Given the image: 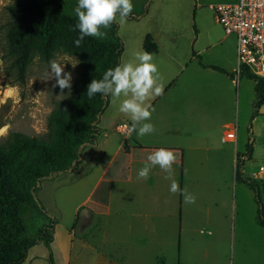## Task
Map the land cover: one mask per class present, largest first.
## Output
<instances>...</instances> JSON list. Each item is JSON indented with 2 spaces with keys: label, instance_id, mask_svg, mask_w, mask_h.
<instances>
[{
  "label": "crops",
  "instance_id": "1",
  "mask_svg": "<svg viewBox=\"0 0 264 264\" xmlns=\"http://www.w3.org/2000/svg\"><path fill=\"white\" fill-rule=\"evenodd\" d=\"M199 1L194 0L192 13L184 15V20L179 18L181 16L161 14L158 30L145 31L139 38L138 49H130L128 56V43L123 41L120 63L134 60L147 35L156 45L155 62L165 84L164 93L150 101L154 108L151 122L156 130L139 137L135 133L129 136L127 130L119 129L121 124L130 125L131 117L119 112L124 97L117 99L109 95L108 107L99 122L102 133L97 145L83 149L76 170L57 177L81 168L83 187L96 175L81 205L75 209L72 224L66 228L59 223L55 225L50 246H55L58 231L66 236L65 259L61 264H71L77 233L86 246L92 226L97 231V242L111 238L113 254H108L107 260L127 261L129 264H198L199 260L187 252L188 246L195 248L194 240L182 237L186 220L182 210L183 197L169 192L171 180L159 166L152 169L147 179H138L137 172L153 150L166 147L176 153L172 179L177 180L183 189L189 187L187 181L197 178L195 165L204 166L208 161H211V169H216L212 176H208L214 187L222 178H228L230 183L232 176L235 180L237 135L234 143L226 142L224 132L235 126L232 89L242 77L234 53L224 46L226 40L222 27L212 16L209 19L203 16ZM211 6H207L210 12ZM148 19L151 20L150 12L146 9L138 20L145 22ZM203 194V198L212 196L208 192ZM195 196L198 199L200 195ZM192 213L196 214L195 207ZM53 251L55 255L59 253L56 246ZM27 258L28 264H50L43 251L29 254Z\"/></svg>",
  "mask_w": 264,
  "mask_h": 264
},
{
  "label": "rangeland",
  "instance_id": "2",
  "mask_svg": "<svg viewBox=\"0 0 264 264\" xmlns=\"http://www.w3.org/2000/svg\"><path fill=\"white\" fill-rule=\"evenodd\" d=\"M231 1L235 2L236 0H200L199 2L203 6L201 9L203 16L208 19L212 16L214 19V12L211 11V13L207 6L232 3ZM13 2L14 0H0V143L6 140L10 132H19L26 136L45 139L48 133L47 118L49 114L59 101L69 96L81 73V63L77 58L57 53L49 62L35 57L27 68L25 81L22 84L14 80L15 77L12 73L8 75L5 70L6 63L2 58L5 48L4 32L9 20L7 7ZM76 2L77 0H65L64 14L76 18L73 12ZM193 2L194 0H133L134 7L131 14L137 18L130 19L132 21L126 20L124 23H120L118 20L115 22L118 37L122 42L128 43L126 56L131 54L130 49L133 50L136 47L138 49L139 38L145 31L158 30V17L161 14L181 16L179 18L184 20V15L192 13ZM146 9L150 12L151 20L139 22V16ZM102 30L107 32L106 37L96 39L111 41L108 29ZM224 46L235 55L232 47L227 43ZM54 60L65 64L64 71L72 75L71 88L64 89L63 92L58 86L54 87V79L45 80L44 78L46 69ZM254 102V82L242 77L238 85L232 89V112L233 122L237 127L236 151L242 153L248 139L253 146L251 159H243L244 173L248 177L251 171L258 170L259 166L264 167L262 136L264 114L258 111L254 115ZM199 159L201 158L199 157ZM210 163L211 161H208L204 166L195 165L197 178L187 181L189 187H186V190H190L193 195H197V193L200 195L198 199L196 198V202L187 204L182 199V210L186 215L182 237L194 240V244H196L195 248L188 246V255L192 258L196 257L199 260L198 264H264V229L259 227L255 221L257 206L253 193L244 184L236 182L233 176L231 183L228 178H222L216 184L217 187H214L208 176H212L216 169L212 170ZM81 171L82 169L79 168L72 174L56 178L52 183L44 181L42 189H38L39 191L36 193V197L40 198L43 207L54 217L55 222L65 228L72 224L77 212L75 209L81 205L95 180L96 175L92 176L82 187ZM255 181L260 186V198L264 206V173ZM204 192H208L212 196L203 198ZM193 207H195L196 214L192 213ZM188 211L193 215L187 214ZM78 212L80 216L82 210L80 209ZM21 220L25 229L23 236L27 238H32L37 230L47 223L44 216L31 208L22 211ZM88 233L90 235L85 243L86 246H83L81 236L77 233L71 251V264H129L127 261L107 260L106 256L110 253L113 254L114 247L111 238L104 242L105 240L101 239L99 235L101 241L97 242L95 239L97 231L93 226ZM65 240L64 233L58 231L55 246L59 252L56 255L60 261L53 251L54 245L50 246V249H45L42 244H37L38 246H35L33 250L28 251L27 256L43 251L48 259L50 254L52 259L55 256L54 264H61L66 253ZM26 264H28V258Z\"/></svg>",
  "mask_w": 264,
  "mask_h": 264
},
{
  "label": "trees",
  "instance_id": "3",
  "mask_svg": "<svg viewBox=\"0 0 264 264\" xmlns=\"http://www.w3.org/2000/svg\"><path fill=\"white\" fill-rule=\"evenodd\" d=\"M64 4L65 0H14L7 7L9 20L4 32L2 59L8 75L12 73L14 80L22 84L35 57L49 62L57 53L77 58L81 73L69 96L59 101L49 114L45 139L10 132L0 143V264H26L30 248L39 243L50 247L56 222L36 193L42 182L76 170L83 149L97 145L102 133L99 122L108 107L109 96L96 94L88 98L86 89L92 79L102 78L108 68L120 63L124 50L115 22L108 28L111 41L86 37L76 47L74 41L79 33L73 28L77 19L64 14ZM136 18L132 14L128 17ZM142 49L153 54L156 52L151 36L144 38ZM239 73L254 82L255 115L264 106V81L246 67H242ZM252 153L253 146L248 139L244 151L237 153L235 181L253 193L257 206L255 221L264 229L260 186L243 169V159L250 160ZM26 208L35 210L47 220L32 238L23 236L25 229L21 214ZM48 260L54 264L51 254Z\"/></svg>",
  "mask_w": 264,
  "mask_h": 264
},
{
  "label": "clouds",
  "instance_id": "4",
  "mask_svg": "<svg viewBox=\"0 0 264 264\" xmlns=\"http://www.w3.org/2000/svg\"><path fill=\"white\" fill-rule=\"evenodd\" d=\"M133 0H77L73 12L77 23L73 31L79 35L74 44L79 47L86 37L102 39L112 23L117 20L126 22L133 11ZM65 64L52 61L44 73L45 80H55L63 92L71 88L72 75L64 71ZM165 84L161 80L158 64L154 54L141 49L134 56V60L123 62L108 68L100 79H92L86 89L88 98L96 94L102 97L113 96L117 99L124 97L119 104V112L130 115L131 124L125 125L127 133H135L139 137L153 133L155 125L151 122L154 108L150 101L164 93ZM177 160L173 149L160 147L153 150L146 162L137 172L138 179H147L156 166L167 173L171 180L170 193H179L184 202L194 204L196 196L181 188L179 182L172 179L173 165Z\"/></svg>",
  "mask_w": 264,
  "mask_h": 264
},
{
  "label": "built area",
  "instance_id": "5",
  "mask_svg": "<svg viewBox=\"0 0 264 264\" xmlns=\"http://www.w3.org/2000/svg\"><path fill=\"white\" fill-rule=\"evenodd\" d=\"M214 19L223 31L226 43L235 52L238 72L246 67L251 74L264 81V0H236L211 6ZM126 124L119 129L127 130ZM237 127L224 132L226 142H235ZM264 141V132H263ZM264 167L259 166L249 174L252 179L259 178Z\"/></svg>",
  "mask_w": 264,
  "mask_h": 264
},
{
  "label": "water",
  "instance_id": "6",
  "mask_svg": "<svg viewBox=\"0 0 264 264\" xmlns=\"http://www.w3.org/2000/svg\"><path fill=\"white\" fill-rule=\"evenodd\" d=\"M259 112H260L261 114H264V106H262V107L260 108Z\"/></svg>",
  "mask_w": 264,
  "mask_h": 264
}]
</instances>
